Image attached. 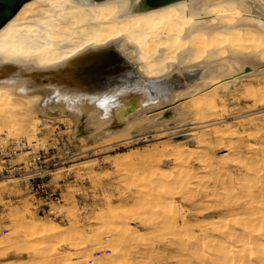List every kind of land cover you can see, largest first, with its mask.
I'll return each instance as SVG.
<instances>
[{
    "label": "bare ground",
    "instance_id": "obj_1",
    "mask_svg": "<svg viewBox=\"0 0 264 264\" xmlns=\"http://www.w3.org/2000/svg\"><path fill=\"white\" fill-rule=\"evenodd\" d=\"M137 1L30 0L10 18L0 28V134L7 130L38 143L39 121L59 120L73 124L75 137L88 132L95 145L121 136L127 142L151 133L169 136L171 142L154 146L156 166L163 168L169 159L176 169L167 185L152 191L183 199L169 203L180 209L161 210L181 233L170 242H153L148 262L264 264V196L254 195L248 183L252 151L264 153V32L242 23L246 15L264 13V0H241L248 14L235 0H181L127 15ZM108 47L126 58L127 65L118 67L127 68L131 90L106 110L83 101L74 106L63 96L49 99L53 89L72 83L60 69L90 49ZM48 75L53 81L41 84L44 88L24 87ZM229 89L230 97L254 100L235 121L227 107L220 108ZM176 97H183L184 104L167 107ZM114 121L122 125L113 126ZM245 130L255 133L253 145L242 134ZM82 163L94 175L100 171L97 156ZM209 193L217 200L214 209L204 202ZM107 194L110 204L112 189ZM70 207L77 210L76 204ZM10 209L12 223L2 229L0 241L19 258L28 254L22 264H50L56 256L75 264H113L118 257L128 258V245L144 236L104 207L102 215L92 216L89 228L74 221L70 229L37 216L28 203ZM141 220L146 227L156 221L148 216ZM104 228L112 231L106 240L100 235ZM65 245L70 248L63 253ZM136 256L133 264H141Z\"/></svg>",
    "mask_w": 264,
    "mask_h": 264
},
{
    "label": "rangeland",
    "instance_id": "obj_2",
    "mask_svg": "<svg viewBox=\"0 0 264 264\" xmlns=\"http://www.w3.org/2000/svg\"><path fill=\"white\" fill-rule=\"evenodd\" d=\"M221 100L225 106L220 108L227 107L233 121L236 119L234 117L242 114V110L254 104L253 99L230 97V89L222 94ZM179 103L184 104L183 97L171 100L167 107L177 106ZM67 122L54 120L45 124L39 121L36 130L40 138L38 143L32 142L22 134L10 135L7 130L0 134V164L8 169L5 175L0 177V180H4L0 183V237L3 236L2 229L11 226L10 208H21L26 203L37 216L40 217L41 213L44 220L54 222L59 228L68 229L74 221L84 228H89L92 216L102 215L104 207L114 219L120 222L129 220L133 226L144 232L142 239L137 242L129 244L127 241L128 258L118 257L113 264H133V256L136 255V261L150 264L149 246L153 242H170L181 233L180 227L168 220L165 212L161 210L180 209L170 207L169 203L179 204L183 199L179 195L171 196L165 191H152V187L167 185L168 175L176 169L175 163L169 159L163 168L156 166L157 152H154V146L171 142L173 139L169 136L157 138L151 133L142 139L134 138L129 142L123 141L124 137L121 136L110 143L95 145L88 132L81 130L79 137H75L73 124ZM243 128L240 126L241 130ZM242 134L248 143L253 145L255 133L245 130ZM260 142L264 146V131ZM160 150L161 148L158 151ZM251 155L254 170L248 183L254 195L264 196V153L257 154L252 151ZM95 156L98 157L100 168L97 175L82 163L85 159ZM138 156L143 160L138 161ZM123 162L126 164H122ZM35 168L43 170L40 174L33 175L31 172H34ZM10 178L15 180L9 181ZM109 189L114 193L110 204L107 201ZM51 193L55 195L51 196ZM56 196L60 199L57 200ZM204 199L210 209L217 207V200H214L212 193ZM72 204H76V211L71 209ZM146 216L156 220L150 227L142 224L141 219ZM111 233L109 228H104L100 235L106 240V236ZM37 242L32 244L36 246ZM69 248L70 246L65 245L61 250L65 253ZM19 257L13 249L6 247L5 242L0 241V264H22L25 259H29L26 253ZM52 258L50 264H75L74 260L63 257ZM38 263L39 260L35 262Z\"/></svg>",
    "mask_w": 264,
    "mask_h": 264
},
{
    "label": "snow or ice",
    "instance_id": "obj_3",
    "mask_svg": "<svg viewBox=\"0 0 264 264\" xmlns=\"http://www.w3.org/2000/svg\"><path fill=\"white\" fill-rule=\"evenodd\" d=\"M28 2L30 0H20L21 4ZM171 2L174 0H165V3ZM248 2L251 3V0ZM235 4L246 14L250 12L241 0H235ZM157 6L152 0H147V7ZM257 13V17L246 15L242 23L264 32V13L259 10ZM6 23L7 20L0 13V28H3ZM120 64L127 65V60L118 50L111 47L90 49L70 65L60 69L68 73L72 83L53 89L49 99L54 101L63 96L65 102L71 101L74 106L83 101L106 110L123 92L131 90V86L127 83L128 70L126 67H118ZM14 70L8 69L10 72ZM83 84H94L96 87L85 89L82 87Z\"/></svg>",
    "mask_w": 264,
    "mask_h": 264
},
{
    "label": "water",
    "instance_id": "obj_4",
    "mask_svg": "<svg viewBox=\"0 0 264 264\" xmlns=\"http://www.w3.org/2000/svg\"><path fill=\"white\" fill-rule=\"evenodd\" d=\"M181 0H174V2H178ZM152 2L156 5H158L157 7H147V0H138L137 1V5L135 7H133L128 13L127 15H132V14H136V13H140V12H144L147 10H151L154 8H158L161 6H165L171 3H165V0H152ZM27 3L21 4L20 0H0V13H2V16L8 21L10 18H12L22 7H24ZM25 74H28V72H26ZM42 75H44V73H41ZM14 78L16 79H21L22 76L20 74H14ZM53 81V77L52 76H45L42 78L41 80L38 81H32V82H27L25 83L24 87L26 89H33V88H44V86H41V84H51ZM151 100V99H150ZM148 100V101H150ZM68 104H73L71 101ZM82 104V103H81ZM120 103L116 104L115 106H119ZM122 122L117 123L116 121L113 122V126H121Z\"/></svg>",
    "mask_w": 264,
    "mask_h": 264
},
{
    "label": "built area",
    "instance_id": "obj_5",
    "mask_svg": "<svg viewBox=\"0 0 264 264\" xmlns=\"http://www.w3.org/2000/svg\"><path fill=\"white\" fill-rule=\"evenodd\" d=\"M41 170H43V169H41V168H35V171L34 172H31V173L33 175H38V174H40L42 172ZM5 171L7 172L8 169L6 167H4L2 164H0V177H2V176L5 175ZM26 172H29V171L26 170ZM53 195H55V193H51V196H53ZM47 197H49V196H47ZM55 198L57 200L60 199L59 196H56ZM51 199L53 200V197Z\"/></svg>",
    "mask_w": 264,
    "mask_h": 264
}]
</instances>
